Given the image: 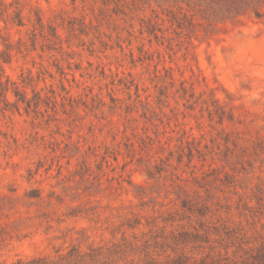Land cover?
Returning a JSON list of instances; mask_svg holds the SVG:
<instances>
[{
    "label": "rangeland",
    "instance_id": "rangeland-1",
    "mask_svg": "<svg viewBox=\"0 0 264 264\" xmlns=\"http://www.w3.org/2000/svg\"><path fill=\"white\" fill-rule=\"evenodd\" d=\"M193 6L0 0V74L43 99L28 111L0 103V264L111 245L132 214L158 225L159 258L174 256L176 223L162 219L181 215L180 187L235 228L188 254L244 264L249 247H264L253 199L264 190V20L209 24Z\"/></svg>",
    "mask_w": 264,
    "mask_h": 264
},
{
    "label": "trees",
    "instance_id": "trees-1",
    "mask_svg": "<svg viewBox=\"0 0 264 264\" xmlns=\"http://www.w3.org/2000/svg\"><path fill=\"white\" fill-rule=\"evenodd\" d=\"M76 1V0H72ZM187 3L193 2L194 8L199 7L200 19L211 24L214 17L221 19H234L244 16L254 17L259 20H264V0H183ZM190 6V5H188ZM191 7V6H190ZM192 7V8H193ZM194 15H185L182 20L190 27H195L193 20ZM18 25H22L20 13H16ZM37 22L42 26V18L37 17ZM201 25V24H198ZM149 32H155L153 25L148 26ZM70 31H74L70 26ZM51 34L56 37L57 28L50 27ZM10 44H6V51L2 57L5 62L9 60ZM2 71V68H1ZM28 80V79H27ZM31 79H29L30 81ZM12 92L16 98L15 103H10L8 93ZM36 101L33 103L27 98V93L19 88L15 82L5 78L3 73L0 74V103L4 104L3 109L10 107L18 108L19 104H25V109L28 111L32 106L37 109L43 99L40 92L33 90ZM186 95V94H185ZM193 95H190V99ZM223 119V118H222ZM232 120V116L228 117ZM197 153H201L199 148H195ZM190 159H193V149H189ZM180 187V186H179ZM258 204L264 206V190L259 188L254 198ZM179 218H163L164 225L176 223V235L171 237L174 245V256H166L161 259L158 256V234L153 229L158 230V225L153 221H142V218L132 214L126 218L120 225L119 232L122 238L111 245H102L90 247L87 251L81 250L78 246H71L66 252L57 251L53 256H38L30 259H18L12 264H233L228 262L227 258H223L221 253H207L200 257L195 254H188L186 248L192 245L199 244L202 247L204 243H210L215 236H226L231 238L235 235V228L228 225L229 220H224L221 217L220 210L214 209L213 204L209 199L201 198L200 196H191L180 187L177 193ZM242 199L240 200V202ZM218 204H216L217 206ZM239 206L237 209H239ZM242 206L248 208L246 203ZM196 221L197 226L193 225ZM215 221V222H214ZM149 228L148 232L141 231V237L134 234L131 239L127 236L128 231H140L143 228ZM164 228V226L162 227ZM167 240V238H165ZM247 256L242 259L244 264H264V247H249L245 253ZM227 261V262H224Z\"/></svg>",
    "mask_w": 264,
    "mask_h": 264
}]
</instances>
